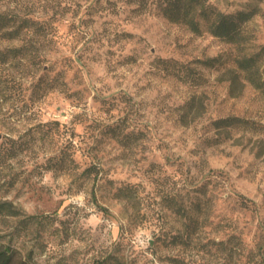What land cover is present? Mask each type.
<instances>
[{
  "label": "rangeland",
  "instance_id": "374dc122",
  "mask_svg": "<svg viewBox=\"0 0 264 264\" xmlns=\"http://www.w3.org/2000/svg\"><path fill=\"white\" fill-rule=\"evenodd\" d=\"M209 2L260 9L243 43L159 0H0L2 243L31 264H264V87L236 63L260 52L264 79V0Z\"/></svg>",
  "mask_w": 264,
  "mask_h": 264
},
{
  "label": "trees",
  "instance_id": "16d2710c",
  "mask_svg": "<svg viewBox=\"0 0 264 264\" xmlns=\"http://www.w3.org/2000/svg\"><path fill=\"white\" fill-rule=\"evenodd\" d=\"M164 15L173 22L186 25L192 32L202 34L205 30L202 21L206 22V30L212 35L225 39L233 44H241L245 40L246 25L259 14L260 9H242L233 13H227L209 0H159ZM0 15V32L8 22H3ZM18 31L13 29L5 31L3 34L8 38L18 36ZM20 50V49H18ZM261 53L246 55L237 58L236 63L240 70L246 72L248 80L257 88L264 87V79L261 72ZM5 60V57H0ZM237 78L238 75H235ZM204 100L194 95L186 104L181 118L183 122L189 123L204 111ZM245 120L239 116H227L215 120L216 126H233ZM92 167L86 170L91 172ZM17 211L11 202L0 203V215H16ZM0 264H31L29 255L23 256L19 250L10 244L0 241Z\"/></svg>",
  "mask_w": 264,
  "mask_h": 264
}]
</instances>
